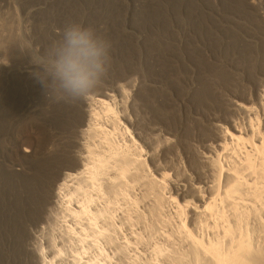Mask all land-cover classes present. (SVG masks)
<instances>
[{
    "label": "bare ground",
    "instance_id": "6f19581e",
    "mask_svg": "<svg viewBox=\"0 0 264 264\" xmlns=\"http://www.w3.org/2000/svg\"><path fill=\"white\" fill-rule=\"evenodd\" d=\"M241 2L250 25L216 22L178 67L155 53L176 111L158 94L143 122L142 81L75 101L43 90L56 108L35 109L34 141L0 156L18 217L0 220V264H264V0ZM3 39L0 84L37 82L28 48Z\"/></svg>",
    "mask_w": 264,
    "mask_h": 264
},
{
    "label": "rangeland",
    "instance_id": "374dc122",
    "mask_svg": "<svg viewBox=\"0 0 264 264\" xmlns=\"http://www.w3.org/2000/svg\"><path fill=\"white\" fill-rule=\"evenodd\" d=\"M217 2V0H0V40L8 36L13 39L18 38L21 42L16 40L19 42L17 43H21V46L24 44V49L28 48L25 50L27 53L22 55V59L26 61L31 58L29 55L31 53L28 54V51H32L37 46L44 51L54 41H58L69 22H77L93 28L97 35L109 41L111 45L109 71L99 87L104 85L101 87L106 86L105 90L111 91L113 87L118 86L133 93L134 86L136 85L137 88L139 82H144L141 84V94L139 93L141 96L140 99L137 98L136 102L139 101L136 105L137 108L139 107L138 112H141L140 117L146 120L143 122H148L151 113L145 105L146 102H151L152 98L159 95L166 97L165 106L172 105L175 111L179 105L178 102L174 105L175 95L171 91L168 79L158 76L155 72L159 70L157 65L159 62L154 57L156 52L165 53L164 57L173 54L177 59L174 58L176 62L172 63L177 66L179 60H186V50L191 51L207 44L205 33L217 23L219 26L234 27L242 24L250 25L246 20L249 9L241 0H223L219 5ZM2 41L4 42V39ZM1 53L0 57L3 56ZM151 56L153 62H149L152 60ZM178 69L168 70L167 76L178 80L179 76L183 75L182 70ZM135 76L136 79L140 77L142 79L132 81L134 84H131V87L129 84L132 82H128L134 80ZM19 80L6 79L0 84V103H3L7 112L4 122L0 124V156H5L6 159L9 156L7 148L16 138L19 137L20 142L24 141L19 147L27 146V143L34 141L32 126L37 108L43 111L49 107L56 108V105L50 104L44 98L45 89L40 83L30 84ZM124 84H127L125 85L127 87ZM188 105L186 104L182 109L186 110ZM154 106L159 111L162 109V106L155 104ZM186 123L189 124V120L186 119ZM13 155L11 154L12 157ZM1 185L2 182L0 183V220L7 215L10 219L12 216L13 220H17L18 217H14L12 211L2 202L4 195H1L3 194ZM2 209L4 213L8 212L5 211L6 209L9 210V213L5 215Z\"/></svg>",
    "mask_w": 264,
    "mask_h": 264
},
{
    "label": "clouds",
    "instance_id": "9594fccd",
    "mask_svg": "<svg viewBox=\"0 0 264 264\" xmlns=\"http://www.w3.org/2000/svg\"><path fill=\"white\" fill-rule=\"evenodd\" d=\"M110 42L91 27L69 22L58 41L31 53L32 75L47 92L59 99L75 101L86 97L107 76L111 61Z\"/></svg>",
    "mask_w": 264,
    "mask_h": 264
}]
</instances>
